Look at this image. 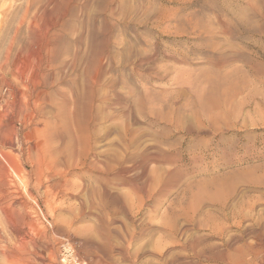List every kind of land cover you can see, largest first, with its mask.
I'll use <instances>...</instances> for the list:
<instances>
[{
  "label": "rangeland",
  "instance_id": "374dc122",
  "mask_svg": "<svg viewBox=\"0 0 264 264\" xmlns=\"http://www.w3.org/2000/svg\"><path fill=\"white\" fill-rule=\"evenodd\" d=\"M0 264H264V0H0Z\"/></svg>",
  "mask_w": 264,
  "mask_h": 264
},
{
  "label": "bare ground",
  "instance_id": "6f19581e",
  "mask_svg": "<svg viewBox=\"0 0 264 264\" xmlns=\"http://www.w3.org/2000/svg\"><path fill=\"white\" fill-rule=\"evenodd\" d=\"M45 193V195L47 194L46 192H44ZM54 193V192H53ZM49 194V193H48ZM50 196V195H49ZM56 200V199H55ZM54 201V200H53ZM52 202V201H51ZM53 204V203H52ZM49 208H50V206H49ZM55 209V208H54ZM249 251V250H248Z\"/></svg>",
  "mask_w": 264,
  "mask_h": 264
}]
</instances>
